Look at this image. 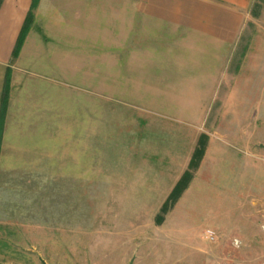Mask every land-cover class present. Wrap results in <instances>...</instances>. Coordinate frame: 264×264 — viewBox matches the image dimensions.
I'll list each match as a JSON object with an SVG mask.
<instances>
[{"label": "rangeland", "instance_id": "obj_1", "mask_svg": "<svg viewBox=\"0 0 264 264\" xmlns=\"http://www.w3.org/2000/svg\"><path fill=\"white\" fill-rule=\"evenodd\" d=\"M101 1L60 0L14 64L15 132L54 138L45 163L63 170L27 168L37 149L3 159L0 264H264V2L237 45L192 46L139 0ZM197 52L212 62L192 76L176 57Z\"/></svg>", "mask_w": 264, "mask_h": 264}, {"label": "crops", "instance_id": "obj_2", "mask_svg": "<svg viewBox=\"0 0 264 264\" xmlns=\"http://www.w3.org/2000/svg\"><path fill=\"white\" fill-rule=\"evenodd\" d=\"M139 2L135 10L142 15L144 21L150 22L151 24L153 22L163 24L164 29L188 31L190 33L188 38L189 41L188 43L185 41L183 44L192 46L205 44L212 46H231L237 45L238 35L247 29V21L252 15V7L255 0H139ZM101 3L102 8H104L105 2L102 0ZM59 4L60 0L2 1L0 7V168L2 167L3 159L16 157L21 149L24 152H31V150L37 149L38 152H41L40 155L44 158L42 159L43 161H40L38 165H29L27 168L38 167V169L33 172L42 174L62 173L63 168L61 165L53 166V164L50 165L45 163L48 160L45 157L49 156L48 154L51 150H55V144L52 147L51 144H43V141L45 142L47 140L50 143L52 141L55 143L54 138H52V140L44 139V136L38 137L37 135L29 133H21L18 130L15 132L14 129L16 122L14 119V96L16 91L14 64L21 56L24 48L29 45L32 40L38 39L40 41L38 31L43 29L41 23H46L48 18L55 14H59L58 11L60 10L56 9ZM31 10L33 12L31 28L25 38V42L18 57L14 58V48L27 15ZM103 11L104 10H102V13ZM86 13H99L98 7L94 9V7L90 5L86 9ZM211 58L212 55L198 53L194 55H181L176 57V60L184 63L183 66H185L186 71L194 73L191 75L195 76V73L197 75L199 74L198 72L206 70L207 65L204 63L207 61L212 62ZM7 74L10 76L9 100L3 121L1 122L2 100ZM22 122L23 121L18 120L16 124L20 125ZM40 141H42V143H40ZM15 143H20L21 147L16 146ZM32 143H36V145L33 144L34 146H32ZM206 149L207 147L200 161L201 164L199 163L197 168L198 170L202 168L203 158H206ZM30 156L31 153L28 154V157ZM192 156L187 159L185 169L187 166L189 168ZM188 168L186 170H188ZM186 170L177 173L175 178L170 174L169 177L174 180V184L168 188V193L166 192L167 194L163 195L164 198L162 202L168 197V194L171 193ZM12 171L15 172L14 170ZM167 177L168 175L166 173H162L157 177L159 179L158 182L162 183ZM189 188L190 186L185 190L187 191ZM159 196L161 197V194H159ZM143 197L145 198V196L135 193V199L141 200ZM138 203L142 204L140 201Z\"/></svg>", "mask_w": 264, "mask_h": 264}, {"label": "trees", "instance_id": "obj_3", "mask_svg": "<svg viewBox=\"0 0 264 264\" xmlns=\"http://www.w3.org/2000/svg\"><path fill=\"white\" fill-rule=\"evenodd\" d=\"M3 0H0V7ZM264 2V0H262ZM257 7H261L257 4ZM33 22V12L32 10L29 11L27 18L25 20V23L21 29L19 38L17 40L16 46L14 48L13 57H18L22 46L25 42V38L31 28ZM9 90H10V76L7 74L6 78V84L5 89L3 93V100H2V111H1V122L3 121L4 114L6 112V108L8 105L9 100ZM206 139L207 136L205 134H202L199 138L198 146L196 147L193 156L191 158L189 169L186 170L183 174V176L180 178V180L177 182L175 187L173 188L171 194L169 195V198L166 200L164 205L161 207V213H159L156 217L157 223H162L164 220V214L167 213L176 203L177 199L180 197L182 192L189 186V182L191 181L193 177V171L194 169H197L199 166V163L205 153V147H206Z\"/></svg>", "mask_w": 264, "mask_h": 264}, {"label": "built area", "instance_id": "obj_4", "mask_svg": "<svg viewBox=\"0 0 264 264\" xmlns=\"http://www.w3.org/2000/svg\"><path fill=\"white\" fill-rule=\"evenodd\" d=\"M210 232H211V231H210ZM235 244H237V245H238V244H239V241H238V240H235Z\"/></svg>", "mask_w": 264, "mask_h": 264}]
</instances>
